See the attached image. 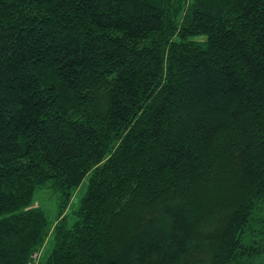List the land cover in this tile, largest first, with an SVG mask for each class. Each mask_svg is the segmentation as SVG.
<instances>
[{"label": "trees", "instance_id": "16d2710c", "mask_svg": "<svg viewBox=\"0 0 264 264\" xmlns=\"http://www.w3.org/2000/svg\"><path fill=\"white\" fill-rule=\"evenodd\" d=\"M0 264H264V0H0Z\"/></svg>", "mask_w": 264, "mask_h": 264}, {"label": "rangeland", "instance_id": "374dc122", "mask_svg": "<svg viewBox=\"0 0 264 264\" xmlns=\"http://www.w3.org/2000/svg\"><path fill=\"white\" fill-rule=\"evenodd\" d=\"M84 184H83L81 191H83L84 189V186H85ZM77 201H78V196L75 197V199H73L72 207L74 206V204H76ZM35 204L40 206L42 209H44L51 219L55 218L56 199H55V196L51 194L49 191H45L37 195L35 199Z\"/></svg>", "mask_w": 264, "mask_h": 264}]
</instances>
